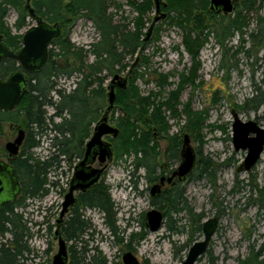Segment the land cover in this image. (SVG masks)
Instances as JSON below:
<instances>
[{"label": "trees", "instance_id": "trees-1", "mask_svg": "<svg viewBox=\"0 0 264 264\" xmlns=\"http://www.w3.org/2000/svg\"><path fill=\"white\" fill-rule=\"evenodd\" d=\"M136 12L132 25L116 23L110 12L114 0H31L30 6L36 15L51 24L62 26L63 34L55 39L49 49V59L39 72L29 73L28 85L19 104L13 111L0 110V132L5 122L16 123L26 130V138L20 158L16 161L18 176L23 185V195L14 203L0 209V264H26L32 252L28 244L32 236L23 217L17 211L27 205L28 199L42 198L50 191L48 174L55 165L67 161L74 163L82 158L85 145L92 135L94 124L104 115L108 102L109 85L106 80L116 73L122 74L127 68V57L135 56L141 59L149 38L152 41L160 39L162 25L154 26L150 37L148 35L152 21L149 14L153 11V0H126ZM168 25L177 27L182 32V45L190 55L192 65L180 72V81L176 88L163 91L166 86H172L169 74L157 73L156 83L159 91H151L143 95L137 81L144 76L141 65L136 69L132 64L127 73L126 87L116 86L115 103L109 120L119 129L116 138L109 136L114 147V157H133L132 165L135 175L139 169H144L148 182L158 179V173L163 169L158 161L159 139L169 142L165 153L168 163L180 160L181 138L170 135L169 118L181 119L186 115L184 127L198 133L207 120L206 111H196L191 107L190 100L183 103L181 93L188 85L196 86L199 56L201 50L208 44L211 37L225 47L226 41L236 33L244 34L249 26L247 13L264 10V0H238L235 3V15L224 14L210 8V0H166ZM28 0H0V34L6 44L13 50L22 47L23 30L31 25L32 17L28 9ZM121 5H118L120 7ZM10 9L17 12L14 32L6 23L5 18ZM234 12V11H233ZM92 20L99 32V39L88 48L77 46L70 38V28L80 17ZM149 24V26H148ZM258 31L249 33L256 47H264V16L258 15ZM92 58V59H91ZM147 63V60H145ZM23 70L14 58L0 61V78L6 79L11 73ZM156 72V71H155ZM76 78L74 87L67 90L61 87L60 79ZM110 84V82H109ZM261 90L258 88V91ZM220 91H215L219 94ZM252 103L255 108L264 104V91L248 99L239 108ZM180 106H183L180 109ZM51 107L53 112L48 113ZM120 110V112H118ZM117 113V114H116ZM60 118L59 121H56ZM43 137L50 141L51 155L41 160L33 155L32 149L39 146ZM114 159V158H113ZM218 166L210 157L198 153L194 171L188 179H206L217 185ZM135 183L137 181H134ZM184 182L169 188L159 198H152L151 203L165 210V218L173 214L185 212L188 226L192 231L182 245L188 247L194 242L195 235L202 231L204 213L196 212L185 196ZM54 184V182H53ZM243 187H238L241 189ZM255 204L263 207V201ZM95 209L104 214V221L110 233L117 236L120 242L119 227L116 225L115 203L111 197L110 187L99 181L86 192L78 193L74 210L65 219L60 231L66 241L85 242L77 254L71 245L69 264H109L100 251L87 258L84 235L92 228L90 221L83 217V210ZM221 214L220 211L218 213ZM169 229L175 230L176 223L169 222ZM9 235V237H7ZM134 237V234L132 235ZM132 238V237H131ZM132 239L128 244L130 248ZM190 247V246H189ZM189 250V248H188ZM79 253V252H78ZM213 264V262H212ZM238 264H264V243L252 242L249 253L240 258Z\"/></svg>", "mask_w": 264, "mask_h": 264}, {"label": "rangeland", "instance_id": "rangeland-1", "mask_svg": "<svg viewBox=\"0 0 264 264\" xmlns=\"http://www.w3.org/2000/svg\"><path fill=\"white\" fill-rule=\"evenodd\" d=\"M237 1L235 0V3ZM110 12L120 25L131 26L134 17L138 15L126 0H114ZM235 13L234 10L232 16ZM155 14L154 7L149 14L150 22ZM259 14L264 16V10L247 13L249 26L246 32L243 35L236 33L230 37L225 47L211 37L201 50L196 86L188 85L181 93L183 103L190 100L194 110L207 112V120L200 132L192 133L184 127L186 115H182L181 119L169 118L171 126L169 134L180 136L181 148L184 135L189 134L190 143L197 156L198 153L208 156L218 166L216 186L206 179H187L183 183L190 206L196 212L204 213L202 222L214 215L220 218L218 229L206 254L202 255L196 264L212 262L238 264L240 258L248 255L250 243L254 241L257 244L264 243V153L250 171L238 172L237 168L243 162L247 150L236 151L232 142L233 109L238 111L242 120L253 119L264 127V104L255 108L250 102L244 107H238L260 91H264V47H256L249 35L252 31H258L260 27ZM167 18L168 16L156 24L162 25L160 39L152 41V37L149 38L145 50L141 53V59L135 61L137 55L133 57L129 55L126 59L128 68L122 73L124 77L133 63L136 64L134 70L141 65L140 69L144 76L138 79L137 85L143 95L160 90L156 83L157 73L169 74V81L174 83L165 87L163 93L167 95V92L176 88L180 81V72L192 65L191 57L182 45L181 30L165 23ZM16 19L17 12L10 9L5 21L14 32L16 31L13 25ZM33 24L32 20L31 25ZM70 38L77 46L88 48L99 39V32L92 20L83 16L70 28ZM111 78L109 76L106 80V85H109ZM75 80L76 78H62L59 83L69 91L74 87ZM258 88L261 90L258 91ZM215 91L220 93L215 94ZM182 108L183 106H180V109ZM47 110L49 114L53 112L51 107ZM59 120L60 118L56 119ZM110 123L114 125L111 120ZM1 131L0 145L4 146L16 136L7 122L2 124ZM159 145L158 161L163 169L158 173V178L171 174L180 162L166 161L165 153L169 145L167 140L159 139ZM32 152L35 157L44 160L52 154L50 141L43 137L41 144L32 149ZM132 158L125 156L116 160L114 157L108 162L100 179L110 187L111 197L115 203L116 225L119 227V236L123 239L119 242L117 236L110 233L101 211L85 209L83 217L92 224L91 230L83 238L87 242L86 256L89 259L91 255L100 251L109 264H124L123 254L131 251L141 264H180L185 260L189 246L203 239V231L195 235L194 242L188 247L182 246L192 231L188 226L185 212L173 214L171 219L164 218V224L160 229L150 231L145 215L153 208L159 209L151 203L150 189L154 182H148L143 178L144 169H139L132 175L134 171ZM76 163L77 161L74 164ZM61 165L60 167L55 165L48 174L47 186L50 191L47 195L28 199L26 206L17 208V211L23 213L32 233L28 240L32 252L25 261L26 264H52L53 257L58 251L56 219L59 217L61 203L68 192L74 172L71 163L64 161ZM257 201L258 204L263 201L262 208L255 204ZM169 222L176 223L175 230L169 229ZM67 245L70 261L69 247L74 245L80 256L85 242L76 243L72 240L67 241Z\"/></svg>", "mask_w": 264, "mask_h": 264}, {"label": "water", "instance_id": "water-1", "mask_svg": "<svg viewBox=\"0 0 264 264\" xmlns=\"http://www.w3.org/2000/svg\"><path fill=\"white\" fill-rule=\"evenodd\" d=\"M28 0V9L34 24L29 26L22 36V47L18 50L11 49L4 41L0 34V61L6 58H14L23 68V70L15 71L6 79L0 78V110L13 111L19 104L26 87L28 85L29 73L39 72L49 59V49L52 42L62 36V26L59 24H51L41 16L35 14L34 9L30 6ZM155 3V16L151 23L149 32L145 40H147L154 26L162 19L167 17V13L163 8L167 6L165 0H153ZM212 10L230 14L235 10V0H210ZM127 77L116 73L110 80L108 91V102L104 115L95 125L91 137L85 145V151L82 158L77 162L72 174L68 192L65 194L62 209L57 219L58 227L55 232L58 240V251L54 255L52 264H69V251L67 241L61 234L60 223L76 201V194L86 192L92 186L97 184L105 170L108 162L114 158V147L111 141L105 140L104 137L109 135L116 138L119 129L110 124L109 114L114 107L116 86L126 87ZM232 142L234 149L247 150V154L243 162L238 166L237 171H250L260 160L264 152V127L260 126L257 121L250 119L244 121L240 118L236 109L232 110ZM25 138V131L20 129L17 137L13 141H9L6 145L11 155H16ZM197 161V154L190 143L189 134H185L183 145L181 148V161L177 169L173 172V176H178L180 180H185L194 170ZM98 162L101 166H95ZM6 169L2 173L0 171V205L8 200L16 197L19 191V185L13 174L12 168ZM172 177L168 179L170 181ZM165 177L161 178L163 182ZM159 184H155L151 188L152 194H155ZM158 191V190H157ZM165 213L159 209L153 208L146 213L147 225L150 231H157L164 224ZM219 216L214 215L205 220L202 224L203 239L194 242L187 253L185 260L180 264H196L202 255L206 254L211 240L219 226ZM124 264H141L139 259L131 252L127 251L123 254Z\"/></svg>", "mask_w": 264, "mask_h": 264}, {"label": "flooded vegetation", "instance_id": "flooded-vegetation-1", "mask_svg": "<svg viewBox=\"0 0 264 264\" xmlns=\"http://www.w3.org/2000/svg\"><path fill=\"white\" fill-rule=\"evenodd\" d=\"M62 31H63V29H62ZM28 76V75H27ZM110 115V114H109ZM99 121H97L95 124H94V126H93V131H94V127H95V125L98 123ZM109 122H110V120H109ZM8 123V122H7ZM111 124V123H110ZM9 127H10V129H11V131H12V133H15V137L12 139V140H10V141H13V140H15V138L17 137V135H18V132H19V130L20 129H23L24 131H25V138H26V130L24 129V128H22L19 124H16V123H9ZM93 131H92V133H93ZM107 137V138H106ZM25 138H24V141H25ZM109 138V135H107V136H105L104 137V139L105 140H108V141H110V139H108ZM24 141H23V143H22V145L20 146V148H19V152H18V154H16V155H11L10 154V152L7 150V148H6V145H7V143L9 142H7L4 146L3 145H0V171L2 172V173H6V172H4L6 169H2V168H12V171H13V174H14V176L16 177V180H17V182H18V185H19V191L17 192V194H16V197L15 198H13V199H11V200H8V201H6V202H4V203H2L1 205H0V209L3 207V206H5V205H10L11 203H14V202H16L22 195H23V185H22V182H21V180H20V178H19V176H18V170H17V168H16V161L20 158V154H21V152H22V149H23V144H24ZM264 153V152H263ZM180 157H181V150H180ZM79 161V160H78ZM77 161V162H78ZM180 161H181V159H180ZM180 163V162H179ZM196 163H197V161H196ZM77 164V163H76ZM76 164H74V168H75V166H76ZM108 164V163H107ZM95 166H101L98 162H96L95 163ZM107 167V165L105 166V168ZM74 168H73V170H74ZM177 169V167L171 172V174H169V175H163V176H161V177H159L156 181H154V183H153V185H155V184H159L160 185V187L158 188H156V192H155V194H152V192H151V189H150V195H151V200H152V198H154V199H156V198H159V197H161L162 196V194L164 193V192H166L169 188H171V187H173V186H175V185H177V183L178 182H185L187 179H188V177L185 179V180H180L179 179V177L176 175V176H173V172L175 171ZM195 169V168H194ZM194 171V170H193ZM162 177H165V180L162 182L161 181V178ZM170 177H172V179L170 180V181H168V179L170 178ZM102 178V177H101ZM71 180V179H70ZM69 185H70V183H69ZM167 186H168V188H167ZM152 188V187H151ZM158 190V191H157ZM76 197H77V200H78V193L76 194ZM64 198H65V195H64ZM63 201H64V199H63ZM63 201H62V203H61V209H62V205H63ZM76 203H77V201H76ZM76 203L72 206V207H70V209H69V211L66 213V215L64 216V219H63V221H62V223H60V225L59 226H61L62 227V224H64V221H65V219H66V216H68V215H71V213H72V211L74 210V208H75V206H76ZM61 209H60V212H61ZM60 212H59V215H60ZM59 218V217H58ZM57 218V219H58ZM145 218H146V215H145ZM57 219H56V228L58 227V223H57ZM190 248V247H189Z\"/></svg>", "mask_w": 264, "mask_h": 264}]
</instances>
